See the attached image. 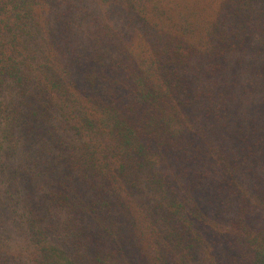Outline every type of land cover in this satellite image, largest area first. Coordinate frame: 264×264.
<instances>
[{"label":"trees","instance_id":"obj_1","mask_svg":"<svg viewBox=\"0 0 264 264\" xmlns=\"http://www.w3.org/2000/svg\"><path fill=\"white\" fill-rule=\"evenodd\" d=\"M0 264H264V0H0Z\"/></svg>","mask_w":264,"mask_h":264}]
</instances>
